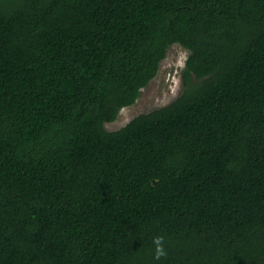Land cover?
<instances>
[{"label": "trees", "instance_id": "1", "mask_svg": "<svg viewBox=\"0 0 264 264\" xmlns=\"http://www.w3.org/2000/svg\"><path fill=\"white\" fill-rule=\"evenodd\" d=\"M0 264H264V0H0Z\"/></svg>", "mask_w": 264, "mask_h": 264}, {"label": "rangeland", "instance_id": "2", "mask_svg": "<svg viewBox=\"0 0 264 264\" xmlns=\"http://www.w3.org/2000/svg\"><path fill=\"white\" fill-rule=\"evenodd\" d=\"M187 57V51L178 45L171 46L160 64L158 74L141 90L136 103L122 109L117 120L105 124V129L109 132L119 131L139 115L163 108L178 98L182 91L181 72Z\"/></svg>", "mask_w": 264, "mask_h": 264}, {"label": "clouds", "instance_id": "3", "mask_svg": "<svg viewBox=\"0 0 264 264\" xmlns=\"http://www.w3.org/2000/svg\"><path fill=\"white\" fill-rule=\"evenodd\" d=\"M152 243L154 245V259L159 261L162 257L166 256L164 237L157 236L153 239Z\"/></svg>", "mask_w": 264, "mask_h": 264}]
</instances>
